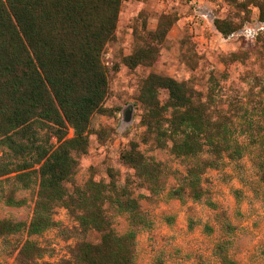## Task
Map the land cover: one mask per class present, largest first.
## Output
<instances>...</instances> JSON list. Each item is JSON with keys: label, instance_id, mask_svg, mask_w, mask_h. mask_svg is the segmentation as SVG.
I'll use <instances>...</instances> for the list:
<instances>
[{"label": "trees", "instance_id": "trees-1", "mask_svg": "<svg viewBox=\"0 0 264 264\" xmlns=\"http://www.w3.org/2000/svg\"><path fill=\"white\" fill-rule=\"evenodd\" d=\"M125 1L0 0V201L22 206L26 198L18 197V191L37 186L28 223L0 218V237L27 233L16 257L19 264H137L138 232L152 222L130 182L146 187L150 195L160 194L165 188L162 162L132 140L119 159L133 170L134 180L128 177L121 183L109 167L108 181L90 176L83 185H68L79 158L88 152L93 115L110 111L104 106L109 70L103 54L116 37ZM226 1L247 14L250 5L257 6L259 21L264 22V0ZM177 20L176 14H161L156 28L122 62L131 69L153 66ZM213 24L224 36L242 27L218 17ZM236 59L238 54L232 53L231 60ZM137 100L142 141L191 160L184 174L172 171L181 182L169 189V198H181L188 191L201 200L206 194L203 174L223 167L225 158L239 160L247 151L232 119L212 117L201 92L188 80L151 72L142 80ZM241 127L244 134L251 131L249 122ZM255 163L264 182V146ZM59 207L67 209L81 232L95 231L100 239L76 242L69 258L38 263L45 249L31 237L59 225L54 217ZM111 211L127 215L124 233L116 231ZM229 245L228 240L217 242L215 253L221 264H238L229 255Z\"/></svg>", "mask_w": 264, "mask_h": 264}, {"label": "rangeland", "instance_id": "rangeland-1", "mask_svg": "<svg viewBox=\"0 0 264 264\" xmlns=\"http://www.w3.org/2000/svg\"><path fill=\"white\" fill-rule=\"evenodd\" d=\"M249 10L247 14L226 0H127L122 5L116 37L103 54L109 70V94L104 106L110 111L93 115L88 152L79 158L74 181L68 185H83L90 176L108 181L109 167L116 170L121 183L128 177L134 180L133 170L119 159L120 152L132 140L139 142L146 155L162 162L165 188L160 194L150 195L146 187L130 182L152 222L150 228L138 232L137 264H164L170 255L168 242L182 234L210 236L215 243L228 240V252L239 264H264V182L255 163L264 146V31H259L254 39L239 34L245 26L259 22V8L250 5ZM164 13L176 14L178 20L161 45L158 61L153 66L127 67L123 56L143 42L142 38L156 28ZM217 17L234 20L242 27L233 36H224L213 24ZM232 53H237L238 59L231 60ZM151 72L188 80L201 92L210 115L231 118L239 141L248 144L242 158H225L223 167L203 174L206 194L201 200L191 198L188 191L181 198H169V189L181 182L172 171L184 174L191 160L176 157L167 149H152L142 141V107L137 95L142 80ZM166 96V91H162L161 97ZM245 122L251 128L246 134L241 127ZM36 191V185L18 191V197L26 198L22 206L0 201V218L28 223ZM111 213L116 231L124 233L128 229L127 215ZM54 217L59 225L31 237L45 249L38 263L69 258L80 240L99 241L97 232H81L67 209L57 208ZM174 228L176 233H172ZM26 238V231L0 237V264H19L16 257ZM146 241H151L147 248ZM145 254L149 255L146 262Z\"/></svg>", "mask_w": 264, "mask_h": 264}, {"label": "crops", "instance_id": "crops-1", "mask_svg": "<svg viewBox=\"0 0 264 264\" xmlns=\"http://www.w3.org/2000/svg\"><path fill=\"white\" fill-rule=\"evenodd\" d=\"M165 231H168L167 229ZM175 231V228L174 230ZM172 233H176L172 232ZM151 241H146L147 248ZM215 243L210 236H197L192 234H182L174 236L167 244L170 255L166 264H221L219 257L215 253ZM230 255V253H229ZM145 262L148 254H145ZM230 257L234 259L231 255ZM236 260V259H234ZM237 261V260H236ZM238 262V261H237ZM137 263V261H136ZM164 263V264H165ZM239 264V262H238Z\"/></svg>", "mask_w": 264, "mask_h": 264}, {"label": "built area", "instance_id": "built-area-1", "mask_svg": "<svg viewBox=\"0 0 264 264\" xmlns=\"http://www.w3.org/2000/svg\"><path fill=\"white\" fill-rule=\"evenodd\" d=\"M259 31H264V22L259 21L254 26H245L242 30H240L239 34L243 35L246 39H254ZM235 33L229 35V37L233 36Z\"/></svg>", "mask_w": 264, "mask_h": 264}, {"label": "water", "instance_id": "water-1", "mask_svg": "<svg viewBox=\"0 0 264 264\" xmlns=\"http://www.w3.org/2000/svg\"><path fill=\"white\" fill-rule=\"evenodd\" d=\"M129 112H130L129 110L126 111V117H127V118L130 117V113H129Z\"/></svg>", "mask_w": 264, "mask_h": 264}]
</instances>
